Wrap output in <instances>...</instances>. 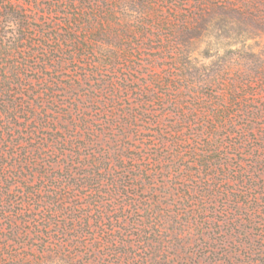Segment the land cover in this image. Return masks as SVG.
I'll return each mask as SVG.
<instances>
[{
	"label": "trees",
	"instance_id": "16d2710c",
	"mask_svg": "<svg viewBox=\"0 0 264 264\" xmlns=\"http://www.w3.org/2000/svg\"><path fill=\"white\" fill-rule=\"evenodd\" d=\"M264 0H0V264H264Z\"/></svg>",
	"mask_w": 264,
	"mask_h": 264
},
{
	"label": "rangeland",
	"instance_id": "374dc122",
	"mask_svg": "<svg viewBox=\"0 0 264 264\" xmlns=\"http://www.w3.org/2000/svg\"><path fill=\"white\" fill-rule=\"evenodd\" d=\"M262 8H263V10H264V4H262Z\"/></svg>",
	"mask_w": 264,
	"mask_h": 264
}]
</instances>
